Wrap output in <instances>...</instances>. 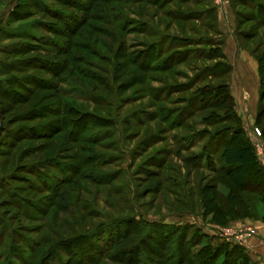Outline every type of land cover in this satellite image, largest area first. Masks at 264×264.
I'll return each instance as SVG.
<instances>
[{
  "label": "rangeland",
  "instance_id": "374dc122",
  "mask_svg": "<svg viewBox=\"0 0 264 264\" xmlns=\"http://www.w3.org/2000/svg\"><path fill=\"white\" fill-rule=\"evenodd\" d=\"M239 1L0 0V264H169L167 239L264 223L261 162L240 192L218 171L247 132L214 104L226 67L246 50L264 81V0Z\"/></svg>",
  "mask_w": 264,
  "mask_h": 264
},
{
  "label": "trees",
  "instance_id": "16d2710c",
  "mask_svg": "<svg viewBox=\"0 0 264 264\" xmlns=\"http://www.w3.org/2000/svg\"><path fill=\"white\" fill-rule=\"evenodd\" d=\"M239 1V0H238ZM241 2V1H239ZM242 3V2H241ZM220 45L222 43H219ZM222 58H225L224 53H219ZM232 72V66L226 67L225 69V75H227L226 80L222 83L221 87L224 89L222 92L223 99L219 101V103H214L219 110H223L225 108H228L227 102L231 101L233 98L230 95L229 92V85L228 81L230 79V74ZM259 74H260V96L261 99H264V81L263 76L261 74L260 66H259ZM11 82V81H10ZM12 84H17V82L14 81L11 82ZM12 95L10 96V99L13 101L16 95H19L17 91H12ZM5 96H7V93H4ZM0 96H3L2 93H0ZM15 100H17L15 98ZM14 100V101H15ZM234 101V100H233ZM16 103L19 101H15ZM263 105V104H262ZM261 105V106H262ZM234 108V103L231 108L232 118H234L235 122L240 123L241 120L237 116ZM232 109L234 111H232ZM261 112V111H260ZM259 112V115H260ZM243 131L239 127H236L233 129V135H231L229 138H227L225 141L222 142V149L219 153V161L221 163L220 169H218L219 173L225 178L226 182L229 183L233 190L235 191H243L247 188L250 176L253 173L254 167L259 163V160L256 156L254 147L251 143V140L244 134H242ZM49 133H40L37 137H46ZM242 135V136H241ZM1 142V141H0ZM100 166H105L108 163H99ZM96 164V165H99ZM193 165L195 162L192 163ZM260 166V165H259ZM260 171L264 177V168L260 166ZM258 189L256 190L262 192V200L264 202V183L263 184H257ZM206 206H208V209L210 211H216L218 208L216 206L210 207L207 203ZM225 215V214H224ZM239 216V219L242 218H248L249 214L247 213H240L236 214ZM235 215V217H236ZM228 217L230 220H235V217L225 216ZM226 219V218H223ZM123 222V221H122ZM123 233V232H120ZM125 234H120V238L117 239L118 241H114L115 244L123 242L124 240H127ZM180 237V235H179ZM180 240H177L176 247H171V241L169 239L166 240V245L169 244V248L171 250L170 258L167 259V262L169 264H230L229 263V253L226 249H224L225 246L231 245L234 250L238 251V257L239 263L238 264H250L248 256L241 253V250L243 249L240 245L230 244V243H224L219 245L214 251H211V246L205 245L202 242L200 243V239L197 237H190L189 241L185 242ZM223 242V240H221ZM114 243L111 244V246L114 245ZM200 243V245H198ZM187 244L188 248H194V251L189 253V251L180 252L178 254L179 249H181L182 246ZM229 244V245H228ZM167 247H165L166 249ZM164 249V250H165ZM109 250V249H108ZM223 251V256L221 259H217L219 254ZM173 252V253H172ZM107 259H110V257H105ZM233 261V259H232ZM173 262V263H172Z\"/></svg>",
  "mask_w": 264,
  "mask_h": 264
},
{
  "label": "crops",
  "instance_id": "0c3cea01",
  "mask_svg": "<svg viewBox=\"0 0 264 264\" xmlns=\"http://www.w3.org/2000/svg\"><path fill=\"white\" fill-rule=\"evenodd\" d=\"M233 48L232 41L226 36L223 53L228 59L234 57ZM235 63L228 81L229 92L234 100V110L247 131L246 136L252 140L255 138L252 127L258 122V109L261 104L259 67L254 56L243 49H240ZM244 222L253 225L257 231L249 239L248 244L245 247L242 246L246 249L249 263L264 264V223L252 222L250 219L234 223L242 224Z\"/></svg>",
  "mask_w": 264,
  "mask_h": 264
},
{
  "label": "built area",
  "instance_id": "2783aa9c",
  "mask_svg": "<svg viewBox=\"0 0 264 264\" xmlns=\"http://www.w3.org/2000/svg\"><path fill=\"white\" fill-rule=\"evenodd\" d=\"M215 3L219 4V0H215ZM253 132L256 137L261 136V131L259 128H254ZM254 147L257 158L264 168V144L261 140L259 141L258 139L254 142ZM216 233L223 241L245 247L248 244L249 239L256 234V228L252 225L247 224L242 225L241 227L229 225L218 228V231Z\"/></svg>",
  "mask_w": 264,
  "mask_h": 264
},
{
  "label": "water",
  "instance_id": "95a60500",
  "mask_svg": "<svg viewBox=\"0 0 264 264\" xmlns=\"http://www.w3.org/2000/svg\"><path fill=\"white\" fill-rule=\"evenodd\" d=\"M2 133V128H1V120H0V135Z\"/></svg>",
  "mask_w": 264,
  "mask_h": 264
}]
</instances>
